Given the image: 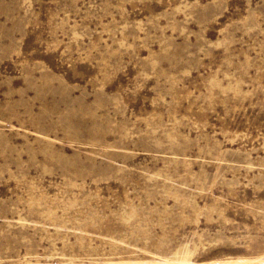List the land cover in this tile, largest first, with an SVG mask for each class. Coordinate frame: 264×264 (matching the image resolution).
I'll list each match as a JSON object with an SVG mask.
<instances>
[{
  "label": "rangeland",
  "instance_id": "1",
  "mask_svg": "<svg viewBox=\"0 0 264 264\" xmlns=\"http://www.w3.org/2000/svg\"><path fill=\"white\" fill-rule=\"evenodd\" d=\"M0 264H264V0H0Z\"/></svg>",
  "mask_w": 264,
  "mask_h": 264
}]
</instances>
